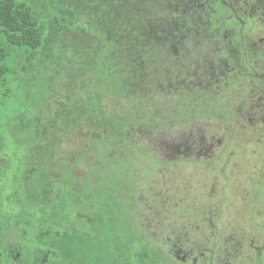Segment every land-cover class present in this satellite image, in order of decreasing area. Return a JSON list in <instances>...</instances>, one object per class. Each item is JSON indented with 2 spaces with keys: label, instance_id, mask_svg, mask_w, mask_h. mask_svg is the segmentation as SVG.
<instances>
[{
  "label": "rangeland",
  "instance_id": "374dc122",
  "mask_svg": "<svg viewBox=\"0 0 264 264\" xmlns=\"http://www.w3.org/2000/svg\"><path fill=\"white\" fill-rule=\"evenodd\" d=\"M23 1L0 264H264V0Z\"/></svg>",
  "mask_w": 264,
  "mask_h": 264
},
{
  "label": "trees",
  "instance_id": "16d2710c",
  "mask_svg": "<svg viewBox=\"0 0 264 264\" xmlns=\"http://www.w3.org/2000/svg\"><path fill=\"white\" fill-rule=\"evenodd\" d=\"M47 14L48 16H45L36 4L31 2L0 0V151L2 133L6 131L2 124V118L9 112V103H13L11 101L16 95V92L13 91L14 85L20 76L15 64L16 58L25 53L42 51L48 25L53 16L51 11H47ZM127 34L133 36L131 32ZM141 35H143L142 32ZM1 160L0 153V177L3 171ZM11 186L15 188L16 182H13ZM3 200L0 197V209ZM1 220L5 221L0 215ZM2 231L3 229L0 227V232ZM89 251L87 248L85 250L78 249V252L83 255Z\"/></svg>",
  "mask_w": 264,
  "mask_h": 264
}]
</instances>
